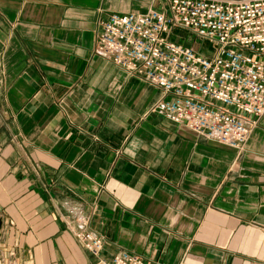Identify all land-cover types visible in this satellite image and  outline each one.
Segmentation results:
<instances>
[{"label":"crops","instance_id":"1","mask_svg":"<svg viewBox=\"0 0 264 264\" xmlns=\"http://www.w3.org/2000/svg\"><path fill=\"white\" fill-rule=\"evenodd\" d=\"M163 1L0 0V264H264V112L240 149L205 138L93 50L108 13Z\"/></svg>","mask_w":264,"mask_h":264},{"label":"built area","instance_id":"2","mask_svg":"<svg viewBox=\"0 0 264 264\" xmlns=\"http://www.w3.org/2000/svg\"><path fill=\"white\" fill-rule=\"evenodd\" d=\"M173 28L210 42L211 53L174 40ZM93 50L160 88L150 110L205 138L240 149L264 112V0H164L113 11L100 21ZM73 234L98 253L102 237L84 219ZM99 261L160 264L125 249Z\"/></svg>","mask_w":264,"mask_h":264},{"label":"rangeland","instance_id":"3","mask_svg":"<svg viewBox=\"0 0 264 264\" xmlns=\"http://www.w3.org/2000/svg\"><path fill=\"white\" fill-rule=\"evenodd\" d=\"M183 33L184 36H179V38L176 36L178 33ZM170 37L174 40L181 42V43H188L189 41H195L199 51L209 54L211 53V50L213 48L212 44L206 40H201L198 37L189 36L185 33V31H182L180 28H173L170 33ZM175 37V38H174Z\"/></svg>","mask_w":264,"mask_h":264},{"label":"water","instance_id":"4","mask_svg":"<svg viewBox=\"0 0 264 264\" xmlns=\"http://www.w3.org/2000/svg\"><path fill=\"white\" fill-rule=\"evenodd\" d=\"M0 223H1V220H0Z\"/></svg>","mask_w":264,"mask_h":264}]
</instances>
